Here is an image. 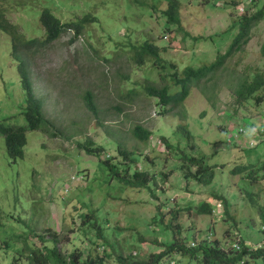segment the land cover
Masks as SVG:
<instances>
[{"label": "rangeland", "instance_id": "374dc122", "mask_svg": "<svg viewBox=\"0 0 264 264\" xmlns=\"http://www.w3.org/2000/svg\"><path fill=\"white\" fill-rule=\"evenodd\" d=\"M178 1L183 28L190 36L178 32L161 14L169 0H0V10L28 39L44 36L39 25L42 7L50 8L64 23L79 21L87 14L100 20L82 38L73 41V34H65L26 59L33 88L44 100L46 116L57 135L49 138L40 131L28 132L24 157L16 163L9 159L0 135V264H29L22 256L23 247L39 245L35 234L47 230L60 234L64 254L74 249L84 254L93 250L88 239L92 238L98 244L97 254L136 260L166 251L174 242V232L190 247L218 241L231 252L240 241L249 249L264 244L260 217L244 194L251 191L264 206V169L257 170L254 186L245 179L248 172L230 173L235 164H255L251 171L264 167V92L257 94L260 102L242 104L236 96L242 80L264 72L260 55L264 19L252 28L248 43L233 52L213 81L192 87L185 118L160 115L157 101L148 99L143 91L149 84L160 85L158 73L135 66L109 44L111 40L121 43L130 35L134 43L148 40L167 48L162 58L180 71L187 66H210L228 53L236 38L238 29H232L233 22L244 14L264 11V0L252 4L251 0ZM106 57L114 61L106 62ZM87 92L94 96L96 115L86 108L83 97ZM25 107L10 38L0 32V122L25 126L21 115ZM136 126L152 133L147 143L132 137ZM179 126L187 128L190 138ZM240 126L246 128V137L227 145ZM251 138L257 142L253 148L249 147ZM87 140L93 150L102 148L99 156L79 149L78 144ZM117 142L133 152L134 169L153 177L154 196L111 180L102 162L125 166ZM184 154L218 166L211 186L184 181L179 160ZM216 197L227 201L226 210ZM203 202L211 207V215L198 214ZM91 211L95 218L84 224L82 220ZM90 223L104 230L106 241L96 240L88 230H96ZM172 262L195 264L196 260L167 257L161 264Z\"/></svg>", "mask_w": 264, "mask_h": 264}, {"label": "trees", "instance_id": "16d2710c", "mask_svg": "<svg viewBox=\"0 0 264 264\" xmlns=\"http://www.w3.org/2000/svg\"><path fill=\"white\" fill-rule=\"evenodd\" d=\"M253 1L251 0V4ZM232 2L236 3L235 0H232ZM25 5L24 3L22 4V6ZM181 8V2L169 0L165 9L160 12L166 17L168 24L174 26L184 36H190L182 25ZM40 10L39 25L44 33L43 38L40 39H28L21 27L12 23L6 13L0 10V32L10 38L11 56L16 61V68L26 97V107L21 114L26 121L25 126L0 122V135L4 138L8 157L13 163L24 157V149L28 143V132L40 131L49 138H54L57 135L54 132L55 128L52 121L46 116L44 100L36 95L33 88L26 59L31 54L41 52L59 41L65 34H73V41H76L85 35L88 27L100 25V20L92 14L84 15L76 22L64 23L50 8L42 7ZM263 19L264 11L250 16L244 14L240 20L233 22L232 29H238V34L226 55L218 58L210 66L200 68L187 66L183 71H180L175 64L162 58L167 52V48L160 47L151 41L146 40L141 44H137L130 39V35H127L121 43H113L111 40L109 44L113 45L112 48L116 51H122L128 57L129 62H132L135 66L139 68L148 67L158 73L160 85L149 84L144 87L143 91L148 99L157 101L160 115H174L185 118V105L191 95L192 87L202 81H213L233 52L240 51L248 43L251 38L252 28ZM194 39L196 40L197 38ZM260 55L264 61V43L261 45ZM104 61L111 62L114 61V58L106 57ZM259 92H264V72L257 71L251 79L247 77L242 80L236 96L242 104L248 101L260 102V98L257 97ZM83 100L87 110L96 115L97 107L94 103V96L87 92ZM179 130L183 132L187 139L190 138L191 134L186 127L179 126ZM131 135L140 143H147L152 137V133L142 126L134 127ZM162 140L167 148H172L165 139ZM116 144L118 156L125 166L119 168L118 165L112 164L110 160L103 161L102 163L107 167L111 180H116L128 188L148 190L154 196L151 188L153 177L147 171L134 169L137 161L133 152L129 151L122 142H117ZM78 145L79 149L86 152L89 156H99L102 152V148L93 150L90 140ZM179 160L183 162L180 170L184 181H192L202 186H211L214 183L218 166L207 164L203 157L195 158L185 154ZM119 165L122 164L120 163ZM224 166L221 165V167ZM254 166L255 164H235V168L230 173L232 176H236L248 172L245 179L254 186L253 182L257 181V174L260 173L257 170L264 169V167H257L256 171H251ZM244 194L247 195L246 197L251 207L255 209V212L260 217V231L264 234V206L255 200V196L251 191L245 190ZM215 199L221 200L225 210L227 209L228 203L225 199L219 197ZM197 212L208 216L212 214V209L207 202H203L198 206ZM91 218H95L94 211L89 212L87 219L82 221L85 224L87 221L93 220ZM90 226L96 229L95 231L88 229L94 232L93 236L96 240L102 239L106 241L104 230L97 223H90ZM177 227L179 228L178 225ZM179 234V232L176 234L174 232V242L166 248V251L151 255L144 260H136L132 256L97 254L94 249L98 244L92 238L88 239L94 247V249L92 248L93 250L90 249L89 252L84 254L82 250L74 249L71 253L64 254L60 250V244L62 243L60 234L47 230L46 234H35L39 245L34 244L31 247L26 244L23 247L22 256L28 260L29 264H161L167 257H176L179 261L181 258L188 257L190 260H196L195 264H258L260 261L264 262V244L260 248L249 249L245 243L240 241L236 243L240 246V249H234L233 247V250L228 252V250L219 245L218 241L208 242L198 247L187 246L181 240V235L179 236ZM171 264H175V262Z\"/></svg>", "mask_w": 264, "mask_h": 264}, {"label": "built area", "instance_id": "2783aa9c", "mask_svg": "<svg viewBox=\"0 0 264 264\" xmlns=\"http://www.w3.org/2000/svg\"><path fill=\"white\" fill-rule=\"evenodd\" d=\"M235 132L228 138L227 141V145L231 146L234 143L239 142V140H242L244 137H246V128H244L243 126L238 127L236 130H234ZM257 144L255 139H250L249 140V147H255V145ZM75 179V178H73ZM76 179L79 181L81 179H83V177H76ZM192 246L194 247L195 245L192 244ZM234 249H240V246H238V244H234ZM260 248V247H259Z\"/></svg>", "mask_w": 264, "mask_h": 264}, {"label": "clouds", "instance_id": "9594fccd", "mask_svg": "<svg viewBox=\"0 0 264 264\" xmlns=\"http://www.w3.org/2000/svg\"><path fill=\"white\" fill-rule=\"evenodd\" d=\"M194 244V243H193ZM192 245V244H191ZM191 247H193V246H191Z\"/></svg>", "mask_w": 264, "mask_h": 264}]
</instances>
